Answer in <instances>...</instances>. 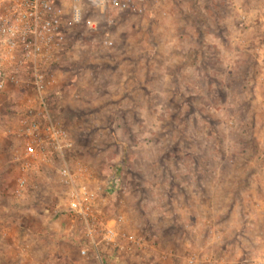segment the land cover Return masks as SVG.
<instances>
[{"label": "rangeland", "instance_id": "rangeland-1", "mask_svg": "<svg viewBox=\"0 0 264 264\" xmlns=\"http://www.w3.org/2000/svg\"><path fill=\"white\" fill-rule=\"evenodd\" d=\"M52 2L65 40L50 115L72 141L66 160L86 168L99 215L141 244L81 255L54 168L17 193L13 89L0 93V264H264V0H147L141 14Z\"/></svg>", "mask_w": 264, "mask_h": 264}, {"label": "built area", "instance_id": "built-area-1", "mask_svg": "<svg viewBox=\"0 0 264 264\" xmlns=\"http://www.w3.org/2000/svg\"><path fill=\"white\" fill-rule=\"evenodd\" d=\"M147 0H98L103 11L141 14ZM74 9L72 22H82L95 29L98 21L82 19ZM243 18V15L241 14ZM65 40L61 13L52 0H0V93L18 90L24 96L14 123L5 131L16 142L12 160L18 166L17 193L27 189L33 172L39 166L54 168L65 189L67 209L83 228L81 255L89 252L98 258L103 245L118 250H131L141 238L120 230L117 220L103 219L96 209L92 192L85 183L86 168L77 161L66 160L72 141L64 128L50 115L49 89ZM101 44L110 47L113 41L104 36ZM264 44L255 47L257 53ZM117 185L116 177L111 187ZM194 258H190V262Z\"/></svg>", "mask_w": 264, "mask_h": 264}, {"label": "crops", "instance_id": "crops-1", "mask_svg": "<svg viewBox=\"0 0 264 264\" xmlns=\"http://www.w3.org/2000/svg\"><path fill=\"white\" fill-rule=\"evenodd\" d=\"M16 118V117H15ZM15 121V120H14ZM14 121H13V123H14ZM12 123V124H13ZM8 126V125H7ZM7 126H5V128H4V130H3V135L5 136V137H9L8 139V141H9V143H11V146H10V150H11V154H12V151L16 148V145H17V142L13 139V138H11L10 136H7L6 135V133H5V131H6V129L8 128ZM10 161L12 162V163H14L13 162V160H12V157L10 158Z\"/></svg>", "mask_w": 264, "mask_h": 264}, {"label": "trees", "instance_id": "trees-1", "mask_svg": "<svg viewBox=\"0 0 264 264\" xmlns=\"http://www.w3.org/2000/svg\"><path fill=\"white\" fill-rule=\"evenodd\" d=\"M49 98H50V94H48V101H49V107H50V100H49Z\"/></svg>", "mask_w": 264, "mask_h": 264}]
</instances>
